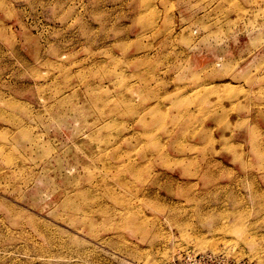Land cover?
<instances>
[{
    "label": "rangeland",
    "instance_id": "374dc122",
    "mask_svg": "<svg viewBox=\"0 0 264 264\" xmlns=\"http://www.w3.org/2000/svg\"><path fill=\"white\" fill-rule=\"evenodd\" d=\"M264 264V0H0V264Z\"/></svg>",
    "mask_w": 264,
    "mask_h": 264
},
{
    "label": "built area",
    "instance_id": "2783aa9c",
    "mask_svg": "<svg viewBox=\"0 0 264 264\" xmlns=\"http://www.w3.org/2000/svg\"><path fill=\"white\" fill-rule=\"evenodd\" d=\"M172 264H179V263H176V262H175V263H172Z\"/></svg>",
    "mask_w": 264,
    "mask_h": 264
}]
</instances>
